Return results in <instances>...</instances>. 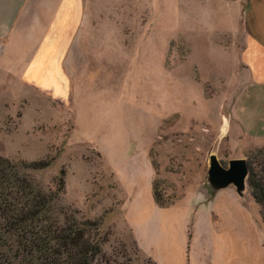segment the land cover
<instances>
[{
	"label": "rangeland",
	"instance_id": "obj_1",
	"mask_svg": "<svg viewBox=\"0 0 264 264\" xmlns=\"http://www.w3.org/2000/svg\"><path fill=\"white\" fill-rule=\"evenodd\" d=\"M23 1L10 41L54 17L62 39L74 31L68 67L83 115L75 120L60 84L38 87L33 48L0 61V157L47 162L20 170L46 192L61 175L53 212L98 222L91 237L106 254L125 250L136 264H264V220L246 178L237 190L208 172L212 155L224 169L233 159L256 167L264 150V106L253 129L242 126V67L209 65L214 35L199 34L200 20L226 21L227 11L212 0ZM243 33L240 20L221 43L241 46ZM15 46L0 42V52Z\"/></svg>",
	"mask_w": 264,
	"mask_h": 264
},
{
	"label": "crops",
	"instance_id": "obj_2",
	"mask_svg": "<svg viewBox=\"0 0 264 264\" xmlns=\"http://www.w3.org/2000/svg\"><path fill=\"white\" fill-rule=\"evenodd\" d=\"M21 0H0V42L6 47L7 42L14 43L16 46L9 49L7 53L0 52V61H16L17 59L30 56L33 48L35 60L33 66H29V72L37 81L38 87L56 91L57 86L65 91L68 105L73 109L75 120L82 117L83 109L79 104V92L77 86L76 73L69 70L68 61L71 60L73 53L74 31L70 30L64 39H62V28L57 29L58 18L39 20L40 22H31L24 31L22 37L16 44L13 41L17 38L16 17L17 5ZM221 5L222 15L226 11L229 17L226 21L223 19L209 23L208 20H200V33L213 34L210 43L211 51H219L216 54L214 63L209 65L223 66L225 69H240L245 74L246 84L243 87L245 93H242L236 101L238 116L243 127L253 129L260 122L258 108L264 106V0H212ZM24 5L28 0H24ZM232 14V17H230ZM54 16V15H53ZM57 16V15H55ZM242 20L244 29V40L241 46H238L236 40L225 47L223 41L229 35L237 34L238 27ZM227 22V23H226ZM194 21L193 24H195ZM226 23V24H225ZM39 24V25H38ZM34 25H37L38 27ZM198 23L195 24L197 26ZM54 34H51V33ZM229 37V36H228ZM2 40H6L2 42ZM203 39L196 42L195 48L197 57L201 59L204 55ZM225 48V49H223ZM32 53V54H33ZM213 56V54H210ZM73 64V61H70ZM26 66V70H27ZM72 69V66L70 65ZM25 71V70H24ZM41 84V85H40ZM57 94V93H56ZM98 103L94 105L98 111ZM258 112V113H257ZM82 114V115H81ZM260 118V119H259ZM75 121V122H76Z\"/></svg>",
	"mask_w": 264,
	"mask_h": 264
},
{
	"label": "trees",
	"instance_id": "obj_3",
	"mask_svg": "<svg viewBox=\"0 0 264 264\" xmlns=\"http://www.w3.org/2000/svg\"><path fill=\"white\" fill-rule=\"evenodd\" d=\"M257 154L258 165L248 164L246 180L264 220V150ZM47 165L0 157V264H136L125 250L120 255L102 250L99 237H91L99 231L98 222L66 216L59 220L52 206L63 191L62 176L56 189L46 192L20 170Z\"/></svg>",
	"mask_w": 264,
	"mask_h": 264
},
{
	"label": "water",
	"instance_id": "obj_4",
	"mask_svg": "<svg viewBox=\"0 0 264 264\" xmlns=\"http://www.w3.org/2000/svg\"><path fill=\"white\" fill-rule=\"evenodd\" d=\"M209 176L212 182L224 187L233 183L237 190L242 189L247 176V166L243 159H233L227 169L221 168L215 156L210 157Z\"/></svg>",
	"mask_w": 264,
	"mask_h": 264
},
{
	"label": "bare ground",
	"instance_id": "obj_5",
	"mask_svg": "<svg viewBox=\"0 0 264 264\" xmlns=\"http://www.w3.org/2000/svg\"><path fill=\"white\" fill-rule=\"evenodd\" d=\"M225 124H226V122H225Z\"/></svg>",
	"mask_w": 264,
	"mask_h": 264
}]
</instances>
